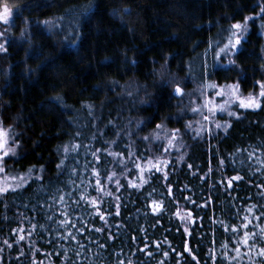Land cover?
I'll use <instances>...</instances> for the list:
<instances>
[{
  "label": "trees",
  "instance_id": "1",
  "mask_svg": "<svg viewBox=\"0 0 264 264\" xmlns=\"http://www.w3.org/2000/svg\"><path fill=\"white\" fill-rule=\"evenodd\" d=\"M5 5L0 264H264V97L218 128L194 110L264 83V0Z\"/></svg>",
  "mask_w": 264,
  "mask_h": 264
},
{
  "label": "rangeland",
  "instance_id": "2",
  "mask_svg": "<svg viewBox=\"0 0 264 264\" xmlns=\"http://www.w3.org/2000/svg\"><path fill=\"white\" fill-rule=\"evenodd\" d=\"M3 11V9H2ZM1 11V12H2ZM11 18V15L9 16ZM241 29H236L239 31L237 33V37L235 36L233 39H230L232 42L235 41L237 38H242L244 34L247 32V23L241 25ZM230 40L228 42V48H224V51L221 53L228 59V62L224 65L228 66L230 62V56L233 51L238 49L241 46V42L235 49L230 48ZM264 84V83H261ZM256 85L254 89L249 91H244L239 87V90L236 91L233 88H229V85H235L233 83L227 85H216L215 83H209L208 90L205 88L198 89V96L194 98V110L198 113L200 112L201 115L203 114L204 117L209 121V125L213 126L214 128L219 125L221 126L222 123L228 124L233 117L237 116L241 111L245 109H255L256 107H240L241 101H248L249 96L253 97L257 103L260 104L261 96H260V85ZM229 113H232L231 115ZM229 116V117H227ZM224 117L225 120H221ZM230 124V123H229ZM218 128V127H217ZM1 183V182H0ZM13 183H18V180ZM11 184V183H9Z\"/></svg>",
  "mask_w": 264,
  "mask_h": 264
},
{
  "label": "snow or ice",
  "instance_id": "3",
  "mask_svg": "<svg viewBox=\"0 0 264 264\" xmlns=\"http://www.w3.org/2000/svg\"><path fill=\"white\" fill-rule=\"evenodd\" d=\"M261 11L264 12V8H262ZM10 15H11V9L7 5H5L3 7V11L0 12V21H2L4 24H8L9 23V16ZM45 23H47V22H45ZM232 27L234 29H238V30L242 28V26L240 24H235ZM0 35H3V34L0 33ZM233 36H237V33L234 32L233 33ZM240 42H241L240 38L235 39L234 42H232L230 40V48L231 49H235L237 47V45L240 44ZM228 47H229L228 45L225 46V48H228ZM0 50H5L6 51V49L4 48V45L3 44H0ZM221 51H224V49H221ZM228 87L229 88H233L236 91H238L239 90V83H236L235 85H229ZM260 88H261L260 96L264 97V84H261L260 85ZM175 92H176L177 95H181L182 94V90L179 87H177L175 89ZM259 106H260L259 103H257L256 100L253 97H251V96H249L247 102L241 101V103H240V107H259ZM229 114L231 115L232 113H229ZM157 127H161V126L160 125H157ZM217 127H219V125H217ZM2 137H3V133H2V131H0V149H4V145L6 143V141H4L2 139ZM9 151H10V149L9 150H5L3 152V155L4 156H7ZM65 151H67V149H65ZM110 154L115 155L114 153H110ZM2 160H3V157L0 156V161H2ZM221 163H223V162H221ZM57 167H60V165H57ZM2 170L3 169L0 168V171H2ZM232 179L233 180H239V179H242V178L239 177V176H237V177H233ZM97 183L99 184V181H97ZM229 186H231V181H229ZM0 191H7V189H3V190H0ZM106 194H108V193H106ZM60 199H61V201H63V197H60ZM95 203H96L95 201H92V204L93 205H95ZM97 215L99 216V218L101 220L104 219V216L101 215L99 212L97 213ZM116 215H119V211H117ZM62 226H64L63 223H62ZM245 227H247V225H245ZM103 230H104L103 228H95L94 229V231H96V232H102ZM69 236L72 239H75L76 238L72 233H69ZM20 239H24V237L21 236ZM244 243L247 244V240H245ZM81 247H84V245H81ZM101 247H103V246L101 245ZM260 255L264 256V250L261 251Z\"/></svg>",
  "mask_w": 264,
  "mask_h": 264
}]
</instances>
